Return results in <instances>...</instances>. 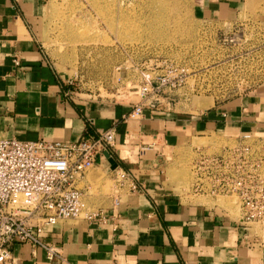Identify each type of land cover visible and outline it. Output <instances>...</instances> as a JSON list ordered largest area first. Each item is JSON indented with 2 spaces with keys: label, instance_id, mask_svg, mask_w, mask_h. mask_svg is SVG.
Returning a JSON list of instances; mask_svg holds the SVG:
<instances>
[{
  "label": "crops",
  "instance_id": "crops-1",
  "mask_svg": "<svg viewBox=\"0 0 264 264\" xmlns=\"http://www.w3.org/2000/svg\"><path fill=\"white\" fill-rule=\"evenodd\" d=\"M254 1L195 0L200 14L220 20H234ZM43 5V0H0V136L73 141L114 128L111 152L139 189L121 194L117 204H103L104 222L61 219L45 225L42 237L61 246L72 264H264V244L252 241L249 227L229 213L184 200L167 186L160 157L139 147L144 135L162 134L172 142L181 141L184 131L264 134V86L200 111L153 105L135 116L127 101L68 95L70 83L35 36L33 22ZM95 164L103 171L118 169L105 150ZM12 252L15 264H53L29 242H15Z\"/></svg>",
  "mask_w": 264,
  "mask_h": 264
},
{
  "label": "rangeland",
  "instance_id": "rangeland-1",
  "mask_svg": "<svg viewBox=\"0 0 264 264\" xmlns=\"http://www.w3.org/2000/svg\"><path fill=\"white\" fill-rule=\"evenodd\" d=\"M43 1L41 16L33 22L35 36L53 67L70 83L68 95L200 111L264 86V0L251 2L234 20L203 16L195 0ZM234 32L236 42L221 41L224 34ZM170 62L189 70L186 82L141 98L137 93L141 82L164 72ZM182 134L181 141L172 142L162 134L144 135L143 148L139 147L160 157L167 186L184 200L240 219L236 195L187 191L193 180L192 163L202 153L237 144H250L264 157L263 132ZM128 152L127 146L121 148L123 156ZM121 173L93 164L77 185L90 206H107L132 190ZM244 226L249 227L253 242L264 244V222Z\"/></svg>",
  "mask_w": 264,
  "mask_h": 264
},
{
  "label": "built area",
  "instance_id": "built-area-1",
  "mask_svg": "<svg viewBox=\"0 0 264 264\" xmlns=\"http://www.w3.org/2000/svg\"><path fill=\"white\" fill-rule=\"evenodd\" d=\"M221 41L236 42L237 33L224 34ZM188 74L186 67L170 62L164 72L143 80L137 93L141 98L163 94L183 85ZM130 103L129 115L142 113L145 104ZM115 141L114 128L73 141L0 136V264H15V242L41 247L53 264H72L61 246L42 237L43 228L68 218L107 220L104 207L90 206L77 183L86 169L96 163L98 153L111 152ZM117 168L122 170L130 188L138 190V183L130 179L132 175L120 166ZM192 172L189 193L234 194L241 202V222H264V157L250 144L202 153L193 161Z\"/></svg>",
  "mask_w": 264,
  "mask_h": 264
},
{
  "label": "water",
  "instance_id": "water-1",
  "mask_svg": "<svg viewBox=\"0 0 264 264\" xmlns=\"http://www.w3.org/2000/svg\"><path fill=\"white\" fill-rule=\"evenodd\" d=\"M106 156L109 158L110 162L112 163V167L116 168L119 166L118 160L115 158L113 154L109 150H105Z\"/></svg>",
  "mask_w": 264,
  "mask_h": 264
},
{
  "label": "bare ground",
  "instance_id": "bare-ground-1",
  "mask_svg": "<svg viewBox=\"0 0 264 264\" xmlns=\"http://www.w3.org/2000/svg\"><path fill=\"white\" fill-rule=\"evenodd\" d=\"M72 19H73V18H72ZM72 19H71V20H72ZM74 20H75V19H74ZM75 21H76V20H75ZM73 22H74V21H73ZM76 23H77V22H76ZM234 203H235V204L237 205V207H238L237 212H238V214H239V203H238L236 200L234 201Z\"/></svg>",
  "mask_w": 264,
  "mask_h": 264
}]
</instances>
